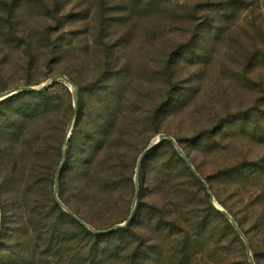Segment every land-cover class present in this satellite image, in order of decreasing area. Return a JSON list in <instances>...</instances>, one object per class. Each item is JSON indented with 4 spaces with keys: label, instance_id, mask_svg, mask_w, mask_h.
Wrapping results in <instances>:
<instances>
[{
    "label": "rangeland",
    "instance_id": "rangeland-1",
    "mask_svg": "<svg viewBox=\"0 0 264 264\" xmlns=\"http://www.w3.org/2000/svg\"><path fill=\"white\" fill-rule=\"evenodd\" d=\"M203 2L0 0V94L38 87L58 75H69L83 87L79 92L73 82L81 94L84 115L70 135L73 160L85 158L82 145L88 147L90 124L97 123L107 106L109 100L101 99L109 96L107 90L117 93L113 98L127 109L121 162H116L112 138L104 148H109L104 157L112 164L125 166L114 169L116 176L123 171L131 174L130 180L120 181L122 201L116 207L96 206L87 199L86 189L76 197L68 187L78 204L76 210L89 212L104 227L124 223L131 215L139 157L159 135H167L163 132L189 137L198 130L209 133L219 124L216 151L195 157L205 174L238 162L264 161V0H211L210 5L220 3L212 6L216 12ZM225 2L238 4L220 13ZM47 32L52 38L62 33L65 40H71L59 61L55 57L49 61L43 40ZM98 37L103 47L96 42ZM253 55L259 56L252 60ZM110 59L116 67L110 72L116 75L107 80L105 93L94 92L90 87L94 75ZM117 66L125 69L117 71ZM49 94L61 99L57 111L56 102H51L48 130L51 133L61 119L63 137L74 113L71 87L58 82ZM166 100L168 111L160 110L164 116L154 126L148 117ZM156 131L160 133L154 135ZM211 140L204 139L206 143ZM249 173L250 169L244 170ZM157 174L154 169L149 178L155 192H147L148 202L160 193V184L153 182ZM69 180L70 176L65 179L67 186Z\"/></svg>",
    "mask_w": 264,
    "mask_h": 264
},
{
    "label": "trees",
    "instance_id": "trees-1",
    "mask_svg": "<svg viewBox=\"0 0 264 264\" xmlns=\"http://www.w3.org/2000/svg\"><path fill=\"white\" fill-rule=\"evenodd\" d=\"M210 1L203 3L208 6ZM216 4L220 3L214 2L210 9L215 11L212 6ZM237 4L225 2L220 13ZM44 36L49 61L53 57L54 61L61 60L71 40H65L62 33L54 38L48 32ZM96 42L99 46L105 45L99 37ZM258 56L250 57L255 60ZM113 64V60H107L97 70L91 90L105 93L107 80L116 75L110 72L116 69ZM117 67V71L125 69ZM69 78L78 85L73 77ZM57 85L58 82L42 92H22L0 102V264H249L242 240L229 221L211 205L207 189L169 141L161 142L143 159L138 202L126 227L95 234L67 215L54 199L55 173L61 163L65 136L62 137V120H57L51 133L48 130L51 102L57 104L61 99L49 94ZM78 88L83 92L82 86ZM107 91L109 96L101 97L109 100L107 106L86 134L89 149L85 148L87 144L82 145L84 160L72 159L73 138L70 137L59 179L62 203L97 231L114 226L104 227L95 222L89 212L80 214L68 187L71 186L76 197L86 189L87 199L96 206L116 207L123 199L120 181L130 180L131 174L123 171L116 176L114 169L125 167L118 163L122 159V121L127 109L120 105V99L113 98L117 93ZM78 98L74 129L81 115L84 116L81 94ZM167 105L168 100L157 105L148 117L149 122L157 126L164 116V112L162 115L159 112L168 111ZM58 108L57 104L56 111ZM218 125L209 133L198 130L189 137L163 133L174 138L184 151L209 185L217 203L248 238L255 263L261 264L264 259V161L238 162L205 174L195 157L216 151L214 138ZM159 133L156 131L154 135ZM207 137L213 140L206 143ZM111 138L115 143L112 151L116 164L104 157L109 149L104 148ZM154 169L158 174L153 182L160 184V193L148 202L147 192H155L149 180ZM246 169H250L249 174H244Z\"/></svg>",
    "mask_w": 264,
    "mask_h": 264
},
{
    "label": "water",
    "instance_id": "water-1",
    "mask_svg": "<svg viewBox=\"0 0 264 264\" xmlns=\"http://www.w3.org/2000/svg\"><path fill=\"white\" fill-rule=\"evenodd\" d=\"M57 82H63L65 85L71 87V92H72V97H73V108H74L73 118H72L71 122L69 123V125H68V127L66 129V132H65L63 146H62V159H61L60 165L58 166V168L56 170L55 180H54V199H55V202L57 203V205L67 215H69L72 218H74L77 222H79L81 225H83L86 229H88L90 232L95 233V234L108 233V232H110L112 230L121 229V228L126 227L129 224L130 220L132 219V216H133V213L135 211L136 204H137V200H138V194H139L138 175H139L140 165H141L143 159L146 157V155L151 150H153L155 147L159 146L161 142L169 141L173 145V147H174L175 151L178 153V155L187 163L188 167L190 168V170L192 171L194 176L207 189V192L210 195V203H211V205L229 221V223L234 228V230L236 231L238 236L243 240V242L245 244V247H246V253H247V256H248L249 264H256L255 261H254V258L252 257L249 243H248L245 235L243 234V232L239 228L238 224L230 216V214L215 201V199H214V197L212 195V192L210 190L209 185L202 178V176L196 171V169L194 168L193 164L191 163L189 158L186 156L184 151L181 149V147L178 145V143L174 140V138H172L171 136L166 135V134L159 135L154 140V142L143 151V153L139 157L138 164H137V169H136V179H135V181H136V192H135V196H134V200H133L132 212H131V215H130L129 219L126 222H124L122 224H119V225H115L113 228H111L109 230H106V231H97L92 226L86 224L84 221L79 219L67 206H65L62 203V201L59 198L60 173H61V169H62V167L64 165V162H65L66 152H67V143H68V140L70 138L71 131H72L73 127H74V124H75V121H76V118H77L78 107H79L78 91H77V88H76L75 84L67 76L58 75V76H55V77L49 79L47 82H45L44 84H42V85H40L38 87L27 86V87H21V88H18V89H14V90H10V91H7L5 93H2V94H0V102L6 100V99H8V98H10V97H12V96H14L16 94L22 93V92H42V91L48 89L50 86L54 85ZM0 223H1V214H0Z\"/></svg>",
    "mask_w": 264,
    "mask_h": 264
}]
</instances>
